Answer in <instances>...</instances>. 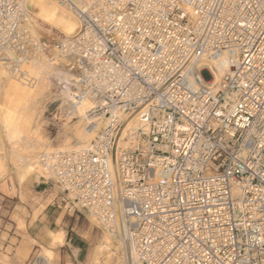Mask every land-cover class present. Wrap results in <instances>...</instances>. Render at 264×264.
<instances>
[{
  "label": "built area",
  "instance_id": "built-area-1",
  "mask_svg": "<svg viewBox=\"0 0 264 264\" xmlns=\"http://www.w3.org/2000/svg\"><path fill=\"white\" fill-rule=\"evenodd\" d=\"M52 1L75 35L36 36L30 1L0 0V70L31 84L33 62L64 69L60 118L82 102L102 118L35 172L54 205L131 264H264V0Z\"/></svg>",
  "mask_w": 264,
  "mask_h": 264
},
{
  "label": "rangeland",
  "instance_id": "rangeland-1",
  "mask_svg": "<svg viewBox=\"0 0 264 264\" xmlns=\"http://www.w3.org/2000/svg\"><path fill=\"white\" fill-rule=\"evenodd\" d=\"M65 10L67 13H71L74 16L66 7ZM42 28L43 33L40 32V35L43 37H49L52 34L58 33L64 34L60 28H53L48 24H44ZM62 72H65L64 69H62ZM58 85L59 80L55 81V78L51 76V82L48 86L50 90L47 89L48 91H46L39 102V109L37 108L33 117L22 118L18 123L19 134L16 133L13 137H10L5 128L3 119L0 117V158L1 161H3L2 172L4 175L3 179L0 181V186L12 190V192H18V197H13L12 200L14 205L11 202L0 199V230L4 227L11 237H18L20 239L19 241L15 240V238H11V242L8 244L7 238L9 239V237H7L5 240L6 246L0 244V258L4 264H34L42 260L47 249L52 250L45 247L41 248L39 245L31 242L34 246L32 247L30 245L31 247L27 252L25 251L26 240L28 239L26 234L27 227L25 224L27 211L25 207L31 204L43 205L46 200L44 194L45 190L49 191V196L54 194V201H56L59 196V191L58 194H56L58 189L54 183L49 180H38L35 172L26 177L24 174L19 173L20 163L18 159H16V155L19 154L20 156L23 155L25 158H31V163L34 162V165L41 169L40 158L42 156L45 157V153L51 151L56 152L62 147L64 149H72L79 145L74 129L76 123L80 120V116L77 115L75 120L70 118L63 120L60 118L59 112L64 104L65 98L60 94V91H58V87H60ZM20 131L22 133H20ZM39 140L50 147L51 150L46 151V147L38 146L37 141ZM66 145H69V147H66ZM66 220L68 224L67 227L64 228L63 225L54 226L52 229L55 234H51L50 236L53 238V241L56 237L61 238V242L58 245L64 242V230L68 231L70 234H78L83 238L86 241V245L82 254V260L79 259L80 262L84 261L82 262L83 264H128V253H126V248L115 237H113L114 248L112 250L116 255L104 251L97 263L93 262L91 253L93 249L101 245L108 232L84 212L74 215L67 214ZM8 245L12 248L8 247ZM51 246H54L53 243ZM61 255L67 256L68 254L67 252H60V254L59 252L58 254L54 253L52 255V263L63 264ZM108 255H110L109 258Z\"/></svg>",
  "mask_w": 264,
  "mask_h": 264
},
{
  "label": "bare ground",
  "instance_id": "bare-ground-1",
  "mask_svg": "<svg viewBox=\"0 0 264 264\" xmlns=\"http://www.w3.org/2000/svg\"><path fill=\"white\" fill-rule=\"evenodd\" d=\"M29 1L30 4L33 5V11L35 14L34 16L35 24L33 26V32L36 36L40 35V32L43 33L42 26L44 24H48L53 28L54 27L60 28L62 32L67 36L75 35L78 32L79 30L78 19L76 18L75 15L74 17L71 13L66 12L65 5L58 4L52 0H29ZM72 1L76 6H78L77 0H72ZM216 68L219 71V74L217 76V78H219L221 75H223L225 69L223 66L218 64H216ZM26 70L27 73L35 79L34 83L28 84L24 80L23 82L12 80L10 77L7 76V73L4 70L2 69L0 70V79H3L7 82V87H0V117L3 119L5 128L10 137L11 136L13 137V135H15L16 133L19 134L18 123L21 121L22 118L24 119V118L33 117L35 111L39 107L38 104L41 101L42 97L44 96L46 91L50 90L48 86L49 83L51 82V76L55 78V81L59 80L63 82L66 81L68 78L67 74H65L64 72L53 68L52 65L49 66L46 65L42 61H36L31 63L29 66H27ZM58 91H60V94L64 96L65 98L64 104H65L70 97L69 92H64L61 89V87H58ZM92 108L93 106L91 103L82 102L77 106V109L74 111L75 118L77 115L80 116L79 117L80 120L76 123V127L74 129L76 131V139L79 141V145L74 148L89 146L90 142L95 137L97 131L100 130L101 126L103 125L102 118L97 116L89 117V115L87 114V112H89ZM9 112L14 113L12 117L13 123L11 129L9 128L8 125ZM20 133L22 132L20 131ZM37 142H38L37 143L38 146L46 147L47 149L46 151L51 150V148L48 147L46 144H43L42 141L40 142L39 140ZM67 146L69 147V145H66V147ZM70 149L71 148L64 149L62 147L58 149L56 152L51 151L45 153V157L44 159H42V162L46 161L44 166H42L43 169H39V167L35 166L34 162L31 163L32 161L31 158L28 157L25 158L23 157V155L20 156L19 154H17L16 159H18V162L20 163L19 173L24 174L26 177L27 175H31L33 172L41 173L42 170L46 171L48 170L46 166H50L49 164L54 160V155L56 153L65 152ZM2 162L3 161H1L0 158V181L4 177L2 172L3 170ZM92 220L95 221L93 218ZM60 242H61V238L56 237L55 240L53 241V245L56 246L60 244ZM113 248H114L113 236L111 233H106V237H104L101 245L93 249L91 253V258L93 262L97 263V261L99 260L100 256L103 254L104 251H107L112 255H116V253L112 250ZM45 252L46 253L43 255L42 260H40V262L38 263L53 264L52 263V259H53L52 255L54 254L53 251L47 249ZM126 253H128V264H131V256L127 249H126ZM109 256L110 255H108V258Z\"/></svg>",
  "mask_w": 264,
  "mask_h": 264
},
{
  "label": "crops",
  "instance_id": "crops-1",
  "mask_svg": "<svg viewBox=\"0 0 264 264\" xmlns=\"http://www.w3.org/2000/svg\"><path fill=\"white\" fill-rule=\"evenodd\" d=\"M44 192L46 200L44 201L43 205L31 204L30 206L25 207L27 211L25 224L27 227L26 234L28 238L26 240L25 251L27 252L31 246H34V244H31V242H33L39 245L41 248L45 247L52 249L53 253L55 254H58V252L59 254L60 252H67V256L61 255L63 264H71L74 261L83 264L82 262L84 261L80 262L79 259L82 260V254L85 249L86 241L78 234H70L68 231L63 229V244L51 246L53 243V238L50 235L55 234L52 228L54 226L60 225H63L64 228L67 227V213L64 210L55 207L54 194L49 196L48 190H45ZM56 194H58V190ZM13 197H18L17 191L12 192V190H8L3 186H0L1 200H6L14 205V202H12ZM7 237H9V239ZM6 238L8 240V244L11 242V238H15V240L20 241L18 237H11V235L6 232L5 228L3 227L0 230V244L6 246ZM8 247L12 248L10 245H8Z\"/></svg>",
  "mask_w": 264,
  "mask_h": 264
},
{
  "label": "snow or ice",
  "instance_id": "snow-or-ice-1",
  "mask_svg": "<svg viewBox=\"0 0 264 264\" xmlns=\"http://www.w3.org/2000/svg\"><path fill=\"white\" fill-rule=\"evenodd\" d=\"M0 87H7V82L3 79H0ZM13 115H14V113H12V112H9V114H8V125H9L10 129H11L12 123H13V121H12Z\"/></svg>",
  "mask_w": 264,
  "mask_h": 264
}]
</instances>
